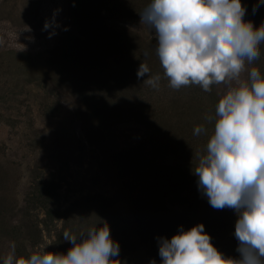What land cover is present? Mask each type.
I'll use <instances>...</instances> for the list:
<instances>
[{
	"label": "rangeland",
	"instance_id": "1",
	"mask_svg": "<svg viewBox=\"0 0 264 264\" xmlns=\"http://www.w3.org/2000/svg\"><path fill=\"white\" fill-rule=\"evenodd\" d=\"M150 2L0 0V264L13 244L18 257L66 254L65 232L105 224L115 264H162L160 238L201 223L239 258L235 209L213 208L194 175L226 86L169 87L155 31L141 24ZM241 2L246 21L264 24V3ZM260 47L248 68L264 73ZM142 62L161 75L158 90L138 79ZM45 181L59 187V222L32 200Z\"/></svg>",
	"mask_w": 264,
	"mask_h": 264
},
{
	"label": "clouds",
	"instance_id": "2",
	"mask_svg": "<svg viewBox=\"0 0 264 264\" xmlns=\"http://www.w3.org/2000/svg\"><path fill=\"white\" fill-rule=\"evenodd\" d=\"M264 3V0H260ZM254 11L256 8L254 7ZM241 0H151L140 13L141 24L155 31V52L169 87L199 86L210 92L213 85L226 90L208 116L214 132L201 155L194 175L202 194L215 209H235V237L239 258H225L201 223L170 240L160 238L162 264H264V73L248 68L261 57L264 24L256 28L244 19ZM51 22L45 23V29ZM149 53H144L147 58ZM246 74V75H245ZM159 89L162 79L142 62L138 79ZM204 125L194 135L205 133ZM72 247L56 253L39 247L17 256L15 244L4 264H115L119 244L107 224L87 233H64ZM151 264H155L152 261Z\"/></svg>",
	"mask_w": 264,
	"mask_h": 264
},
{
	"label": "trees",
	"instance_id": "3",
	"mask_svg": "<svg viewBox=\"0 0 264 264\" xmlns=\"http://www.w3.org/2000/svg\"><path fill=\"white\" fill-rule=\"evenodd\" d=\"M59 187L53 181H45L35 191V195L33 196L32 200L34 204L40 205L46 211L45 215L51 221L59 222L65 214L62 211V207L60 205ZM19 230V229H18Z\"/></svg>",
	"mask_w": 264,
	"mask_h": 264
}]
</instances>
